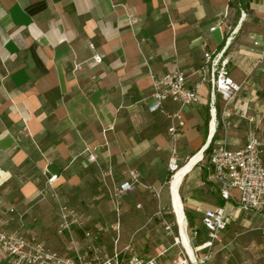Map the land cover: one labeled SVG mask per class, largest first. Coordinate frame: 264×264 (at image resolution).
<instances>
[{"label": "crops", "instance_id": "0c3cea01", "mask_svg": "<svg viewBox=\"0 0 264 264\" xmlns=\"http://www.w3.org/2000/svg\"><path fill=\"white\" fill-rule=\"evenodd\" d=\"M233 30L223 57L242 89L228 104L217 96L212 142L210 84L201 85L199 103L182 109L178 154L187 159L215 140L242 149L253 128L264 160V51L255 46L264 38V0H0V220L16 229L6 213L16 208L26 237L67 256L74 246L84 251V229L73 238L57 234L55 190L85 229L103 231L100 241L119 223L122 236L139 233L165 183L170 116L180 110L172 101L149 110L153 81L180 69L194 88L205 53L223 52ZM201 162L185 203L190 213L201 221L204 208L224 206L229 227L245 215L264 218L263 209L224 200L208 158ZM131 172L139 183L119 194ZM216 257L206 264H218Z\"/></svg>", "mask_w": 264, "mask_h": 264}, {"label": "built area", "instance_id": "2783aa9c", "mask_svg": "<svg viewBox=\"0 0 264 264\" xmlns=\"http://www.w3.org/2000/svg\"><path fill=\"white\" fill-rule=\"evenodd\" d=\"M240 3V1L238 0ZM242 16L246 13L243 11ZM215 29V28H214ZM213 29V30H214ZM235 30L227 38L226 48L223 52L213 55L206 52L204 62L195 74L200 76V82L191 88L188 84V75L175 69L162 78L153 81L152 92L149 100V110L151 112L163 111V105L172 101L180 105V110L170 116L171 126L169 134L174 141V148L170 159V170L173 173L179 165L178 139L183 133L185 121L182 116V109L200 102L199 90L203 83L208 82L211 87V121L209 138L210 141L216 135V100L221 96L226 104L232 102L242 89V84L235 82L231 77L228 68L229 60L223 57L224 52L231 43ZM255 46H260L264 51V38L255 42ZM95 52L93 61L100 62L101 56L96 52V47L91 45ZM212 142V141H211ZM211 144H208L205 151ZM205 155L203 154V159ZM213 167L211 180L219 189L224 200L236 199L240 208L246 212H257L264 207V160L261 141L253 128L248 131V141L239 150H231L224 141H214L211 151L207 156ZM91 161L95 162V155H90ZM202 159V160H203ZM106 174V173H104ZM132 180L120 186L119 194H124L139 183L135 172H131ZM57 180L56 175H51L48 185L52 186ZM236 192V194L234 193ZM52 197L58 203L59 226L58 236L69 235L74 237V229H84L85 250L82 251L74 246V255L67 256L51 250L46 244L36 238H28L22 233L23 216L19 215L16 208H10L9 223H17L14 230L7 228L6 224L0 220V260H7L10 264H161L160 256H150L139 254L135 251L132 241L124 248H118L121 238L119 224L114 226L113 236L114 251L110 252L105 244L100 242L103 236L102 230H91L84 228V222L79 214L68 205L60 202L57 191L52 192ZM160 198V193H156ZM200 228L189 226L187 217V234L190 244L194 249L193 258L183 246V240L179 231V237L175 235L177 223L166 220L165 214L160 208L157 215L163 218V226L166 233L176 240V245L181 248L180 253L168 264H206L212 258V250L215 245L222 241V234L229 228L228 211L224 206L206 207L202 211ZM149 219L148 223H150ZM190 229V230H189ZM204 230L206 240L202 243H195L201 232Z\"/></svg>", "mask_w": 264, "mask_h": 264}, {"label": "rangeland", "instance_id": "374dc122", "mask_svg": "<svg viewBox=\"0 0 264 264\" xmlns=\"http://www.w3.org/2000/svg\"><path fill=\"white\" fill-rule=\"evenodd\" d=\"M177 158L178 165H183L188 160L181 156L180 153L177 155ZM170 159L171 157L167 162V171L164 177L165 183L160 191V198L155 197L148 202L149 214H151L149 216V219H151L150 223L138 226L141 227V230L134 235V237L128 238L121 234L118 245L120 250L132 241L137 253L155 257L160 256L159 260L161 264H168V262L176 258L181 251V248L176 245L175 238L168 235L164 230L163 218L157 215V212L162 208V210L166 212V220L176 223V218L172 211L168 196L169 177L171 178L170 175L173 174L170 170ZM200 164H208L207 158H204ZM196 170L197 169L188 174L184 179L181 195L185 203L189 197V192L194 186ZM203 180H205L206 183L208 182L207 178ZM197 182L200 183L201 180H197ZM189 211L190 209L185 206V214ZM195 223V227L200 228V216L196 217ZM108 225L109 230H111V225ZM119 226L120 232H122V225L120 223ZM114 235L115 232L114 229H112V238L109 237V239L105 241H100L105 244L110 252H113L115 247L113 244ZM175 235L179 237L178 226L176 227ZM201 239L202 238L198 236L195 243H198ZM219 243L212 250V256H217L215 259H217L218 264H264V218L245 215L239 220L232 222L227 232L223 235L222 241Z\"/></svg>", "mask_w": 264, "mask_h": 264}, {"label": "bare ground", "instance_id": "6f19581e", "mask_svg": "<svg viewBox=\"0 0 264 264\" xmlns=\"http://www.w3.org/2000/svg\"><path fill=\"white\" fill-rule=\"evenodd\" d=\"M202 159L203 150H200L195 155L191 156L182 166L177 167L168 182L169 202L180 230L183 240L182 244L193 258L195 257V251L190 244V239L187 234L185 202L182 200L181 191L185 177L194 170L195 166L201 162Z\"/></svg>", "mask_w": 264, "mask_h": 264}, {"label": "trees", "instance_id": "16d2710c", "mask_svg": "<svg viewBox=\"0 0 264 264\" xmlns=\"http://www.w3.org/2000/svg\"><path fill=\"white\" fill-rule=\"evenodd\" d=\"M240 2H241V4L243 5L244 3H246V0H239ZM211 147H212V143H211V145L209 146V148L205 151V158L208 156V154L210 153V151H211ZM193 155H195V154H193ZM192 155V156H193ZM180 166H182V165H179V167ZM170 176H172V174L170 175ZM169 180H170V177H169ZM183 200V199H182ZM186 217H187V220H188V223H189V226L191 227V228H194L195 227V222H196V216L195 215H193L192 213H190V212H188V213H186ZM175 229H176V226H175ZM199 237H201L202 239H201V241H199L200 243H202V242H204L205 240H206V238H205V236H203V235H201L200 233H199Z\"/></svg>", "mask_w": 264, "mask_h": 264}]
</instances>
